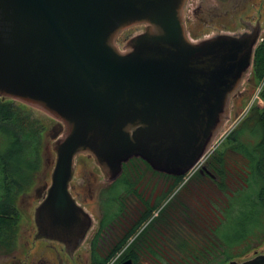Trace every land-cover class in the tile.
Wrapping results in <instances>:
<instances>
[{"label":"water","instance_id":"1","mask_svg":"<svg viewBox=\"0 0 264 264\" xmlns=\"http://www.w3.org/2000/svg\"><path fill=\"white\" fill-rule=\"evenodd\" d=\"M188 2L0 0V97L58 121L49 134L53 183L38 218L74 203L68 188L79 154L113 182L133 158L184 176L208 151L253 66L262 27L192 41ZM142 26L120 49L121 33ZM51 234L65 236L58 226Z\"/></svg>","mask_w":264,"mask_h":264},{"label":"trees","instance_id":"2","mask_svg":"<svg viewBox=\"0 0 264 264\" xmlns=\"http://www.w3.org/2000/svg\"><path fill=\"white\" fill-rule=\"evenodd\" d=\"M263 78L264 36L256 47L248 84L258 85ZM261 95L264 98V87ZM11 102H13L11 99L10 104L0 100V125L7 124V127H10L8 130L11 135H9L11 140L7 148L0 151V252H10L16 246L20 219L17 199L34 182L41 164L42 127H37L36 122L23 117ZM248 133L252 136L259 135L260 140L255 145H249L242 139ZM230 138L234 139L236 144L229 146L224 152H220V149L217 150L208 160L204 171L197 172L189 181V183H192L183 185L162 208L159 216L153 219H151L153 211L157 209L158 204H161L163 200L169 199L168 195L171 192L173 193L176 187L182 185L183 177L159 174L140 158H135L124 165L125 172L118 181L122 184V188L120 187L119 191L115 190L117 183L113 190L107 194L112 198L108 202L110 207L116 206V209H119L117 212L124 211L122 208H124L126 200H120V197L125 198L134 194L140 196L137 186L142 180L148 178L150 171L162 176L167 182V190L157 198L153 207L150 208L151 210L149 209L150 211L141 218L136 227L138 244L147 243L154 235H160L161 237L164 235L162 228H166L168 250L158 252L152 250L148 253L152 254V258L170 261L166 264H210V254L213 251L216 255L219 252L224 254V249L219 250L214 247L217 244L216 239L210 236L211 230L214 236L217 235L220 242H222V234L219 232L220 223L213 227L210 216H203V210L196 211L197 214L195 215L191 212V208H189L190 213L185 210L180 215L174 213L173 210H176L177 205L183 201L179 200L180 195L183 194L182 192L189 190L193 184L197 186L211 181L215 184V187L222 191L229 189L227 181L233 175L230 167L238 175L234 165L231 166L232 164L227 159L229 152L240 153L246 160L245 165L248 172L246 178L248 180L242 179L247 183V186L243 187V191H238L239 194L233 198L234 200H232L231 206L227 210L228 217L226 219L234 214L235 221L238 222L240 227L247 223L255 226L259 224V221H261L260 224H264V108L253 107L250 114L242 121ZM174 199L179 201L172 202ZM181 220H184V227L180 226L179 228L177 225ZM146 222H148V225L140 232ZM130 238L131 236H128L122 247L129 242ZM169 240L175 248L173 244L169 243ZM224 259L228 260L227 258Z\"/></svg>","mask_w":264,"mask_h":264},{"label":"flooded vegetation","instance_id":"3","mask_svg":"<svg viewBox=\"0 0 264 264\" xmlns=\"http://www.w3.org/2000/svg\"><path fill=\"white\" fill-rule=\"evenodd\" d=\"M248 6L246 4L242 10H246ZM198 8H202V6L199 5ZM226 15L228 16L229 12ZM262 15L261 13L259 19L255 21L242 19L243 31H250L251 24L256 25L260 22L262 25ZM76 160L68 188L74 203L62 204L57 207V217H55V213H50L51 218L37 217V209L47 198L49 189L52 186L55 163L51 173V182L48 183L46 179L45 182L34 189L32 199L34 201L33 220L24 233V239L18 238L19 249L3 256L6 264H124L129 260H132L134 264H166L170 262L152 258V254H148L152 250L157 252L168 250L165 227L162 228L164 235L161 237L160 235H154L147 243L138 244V235L136 234L138 222L151 210L150 208L153 207L157 198L167 190L166 180L163 179L164 182L161 183V186L157 181L153 183L152 180H142L137 186L140 196L134 194L125 198L120 197V200L126 201L124 202V208H122L124 211L117 212L119 209H116V206L110 207L108 202L112 198L107 194L113 190L120 177L113 182H109L106 180L102 169L100 168L101 171L99 172L94 167V171L88 178L86 175L87 170L82 167L79 170ZM80 172L83 173V178L78 177ZM99 177V181L103 182V185L98 184L100 183L98 182ZM161 178L163 177L161 176ZM158 187L161 192L157 191ZM143 198L145 200H142ZM30 203L32 202L29 201V205ZM189 208L193 209V215L196 211H200L195 206ZM202 213L203 216H210L214 227L215 219L211 217L209 209V214L204 210ZM157 216H159V213ZM181 221V225L184 227V220ZM53 226L60 227L65 236L57 238L52 235L51 227ZM128 236H131L129 242L122 247ZM215 256L216 254L213 251L210 254V264L215 263ZM232 262L238 264H264V239L262 243L252 246L243 256L230 258L225 264H231Z\"/></svg>","mask_w":264,"mask_h":264},{"label":"rangeland","instance_id":"4","mask_svg":"<svg viewBox=\"0 0 264 264\" xmlns=\"http://www.w3.org/2000/svg\"><path fill=\"white\" fill-rule=\"evenodd\" d=\"M246 4L249 5L247 8L248 10L247 9L242 10ZM199 5H201L202 8H198ZM228 12L229 15L227 16L226 14ZM261 13L264 15V0H189L185 13L186 27L188 34L193 41H200L222 33H231V34L243 33L245 31H243L244 27L241 23V20L249 19L255 21L259 19V15ZM263 15L261 17L262 37L264 36ZM143 29H144L143 26L134 27L121 33L118 39V45L120 49H123L127 41L134 35L142 32ZM248 79L249 76L248 78H246L242 88L240 89L239 95H237V97H235V99H233L231 103V105H233L234 107L233 108L234 112L242 113L246 108V106L249 105L252 97L257 92L258 85L248 84L249 83ZM0 100L5 102L6 104H10V99L7 98L4 99L0 97ZM11 103H13V106L20 111V114L23 117H27L30 121L36 122L37 127L40 126L42 127L43 133H42V145L40 152L41 164H40V169L37 171L35 175L34 182L30 185L27 191L20 194V196L17 199V206L20 214L19 225H18V237L16 241L17 243L15 248L13 250H10V252H0V264H3L5 262L3 256L15 251L16 249H19L20 246H19L18 238H20L21 240L24 239V233L29 228L33 220L34 201L32 199H33L34 189L43 182H45L46 179L48 183L51 182V173L53 171L57 159V154L53 150L54 140L51 139L49 134L52 133L54 127L58 125V121L40 109L25 105L24 103H20L19 101H13ZM256 107L264 108V105L256 104ZM234 114L235 113H233V115ZM9 128L10 127H7V124L0 125V151L5 150L8 144L10 143L11 135L9 134L10 133L8 130ZM242 139L252 146L255 145L260 140V136L259 135L252 136L251 134L248 133ZM234 144H236V141L230 138L222 145V147L220 148V152H224L229 146ZM133 159H131V161ZM227 159L232 164L231 166L234 165L238 173L237 175L233 171V168L230 167V169L233 172L232 173L233 175L229 177L227 181V186L229 188L227 191L226 190L222 191L219 188L215 187V184H213L211 181L198 184L197 186L193 184L191 188H189V190H185L184 192H182L183 194L180 195L179 200H183L182 201L183 203L181 202V204L183 205L185 204V206L178 204L176 210H173L174 213L180 215L183 214L185 210L190 213L189 211L190 206L192 207L195 206L199 210H204L207 212L209 209L211 213V217L215 219L214 227H216L217 224L219 225V223L221 224L219 227L220 230L219 232H221L222 234L221 237L222 242H220L217 235L214 236V233H212V231L210 230V236H212L213 238L215 237L216 239L217 244L215 247L219 250L224 249V254L223 252L217 253V255L215 256V263L213 264H225L227 260L224 258L230 259L235 257L237 258L241 257L249 249H251L252 246L262 243L264 239V224L263 225L260 224L261 221H259L258 222L259 224H256L255 226L252 224L248 225L247 223L240 227L238 222L235 221L234 214H231L229 218L226 219L228 217L227 210L230 208L232 200H234L233 198L239 194L238 191H243L244 190L243 187L247 186V183L242 179L248 180L246 178L248 177L247 175L248 172L246 170L247 167L245 165L246 160L243 158V156L240 153L229 152ZM131 161H129L128 163H130ZM76 163L79 166V170H81L82 168L87 170L86 175L88 178L91 176V173L92 171H94L95 168L99 170V172L101 171L95 159L91 157L89 154L79 155L76 160ZM78 177L83 178V173L80 172ZM150 179L153 181V183L157 181L158 184H160V186L161 183L164 182L163 180L164 178H161L160 175H156L153 171H150L147 179L145 178V180H150ZM99 180L100 177L98 178V182H100ZM185 181L186 179L184 178L182 185L176 187L173 190V193L171 192L168 195L169 199H165L161 202V204H158L157 209L159 210V212L166 205V203L173 198V196L180 190V188L183 185L189 183V181L188 182ZM98 184L103 185V182H100ZM120 187L122 188V184L119 182L115 190L118 189L120 190ZM157 191L161 192V189L158 187ZM176 199H174L172 202L179 201ZM29 201L32 202L30 203V205H29ZM191 212H193V209H191ZM213 213L215 217L213 216ZM157 214L158 211L155 210L151 215L152 217L151 219L155 218ZM198 216L201 217L200 215ZM181 222L180 221L178 222L177 227L180 228V226H182ZM147 225L148 222H146L142 226L140 232H142ZM169 243L173 244L170 240Z\"/></svg>","mask_w":264,"mask_h":264},{"label":"built area","instance_id":"5","mask_svg":"<svg viewBox=\"0 0 264 264\" xmlns=\"http://www.w3.org/2000/svg\"><path fill=\"white\" fill-rule=\"evenodd\" d=\"M263 87H264V80L259 86L256 94L253 96L248 108L245 111H243L238 117H232L225 124L223 129L217 135L213 145L211 146L207 154L198 162V164L194 167V169L187 175L185 182H187L196 172L204 168L207 160L215 153V151L221 146V144L231 136V134L235 131L237 126L245 118V116L248 114V112L254 105L256 104L264 105V99L261 97V91Z\"/></svg>","mask_w":264,"mask_h":264}]
</instances>
